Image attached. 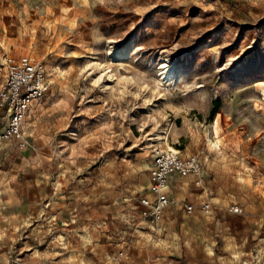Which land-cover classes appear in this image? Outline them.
<instances>
[{
    "label": "rangeland",
    "instance_id": "1",
    "mask_svg": "<svg viewBox=\"0 0 264 264\" xmlns=\"http://www.w3.org/2000/svg\"><path fill=\"white\" fill-rule=\"evenodd\" d=\"M5 56L50 85L0 143V264H264V0H0ZM156 145L203 178L158 219Z\"/></svg>",
    "mask_w": 264,
    "mask_h": 264
},
{
    "label": "built area",
    "instance_id": "2",
    "mask_svg": "<svg viewBox=\"0 0 264 264\" xmlns=\"http://www.w3.org/2000/svg\"><path fill=\"white\" fill-rule=\"evenodd\" d=\"M45 65L29 56H5L0 60V117L4 120L0 129V143L12 142L16 149L28 147L25 122L31 109L41 102L49 90ZM149 192L152 197L142 196L140 204L149 209L152 216L160 218L164 208L170 204L169 186L176 176L192 174L195 184L202 182V165L196 155L183 157L175 149L153 146L150 150ZM210 203H200V210L210 211ZM188 204L186 211L192 212ZM232 213L240 211L238 206L230 207Z\"/></svg>",
    "mask_w": 264,
    "mask_h": 264
},
{
    "label": "bare ground",
    "instance_id": "3",
    "mask_svg": "<svg viewBox=\"0 0 264 264\" xmlns=\"http://www.w3.org/2000/svg\"><path fill=\"white\" fill-rule=\"evenodd\" d=\"M164 70H166L165 72V76L163 77V80H167L169 78V76L173 73L172 70L169 69V66H164ZM102 79V76H101ZM171 149V148H169Z\"/></svg>",
    "mask_w": 264,
    "mask_h": 264
},
{
    "label": "crops",
    "instance_id": "4",
    "mask_svg": "<svg viewBox=\"0 0 264 264\" xmlns=\"http://www.w3.org/2000/svg\"><path fill=\"white\" fill-rule=\"evenodd\" d=\"M175 177L172 179L170 185L172 184V182L174 181ZM169 193H170V186H169Z\"/></svg>",
    "mask_w": 264,
    "mask_h": 264
},
{
    "label": "trees",
    "instance_id": "5",
    "mask_svg": "<svg viewBox=\"0 0 264 264\" xmlns=\"http://www.w3.org/2000/svg\"><path fill=\"white\" fill-rule=\"evenodd\" d=\"M216 110L213 111V113H215Z\"/></svg>",
    "mask_w": 264,
    "mask_h": 264
}]
</instances>
